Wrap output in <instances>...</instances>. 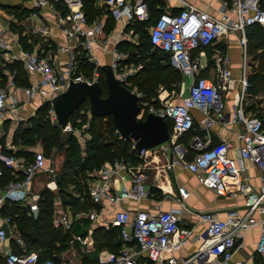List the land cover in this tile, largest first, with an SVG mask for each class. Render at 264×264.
Listing matches in <instances>:
<instances>
[{
	"label": "built area",
	"instance_id": "built-area-1",
	"mask_svg": "<svg viewBox=\"0 0 264 264\" xmlns=\"http://www.w3.org/2000/svg\"><path fill=\"white\" fill-rule=\"evenodd\" d=\"M97 1L105 7L109 18L120 23V29H112L105 34V22L88 18L84 0H32L35 7H45L53 13L56 26L65 38L64 45L57 50L67 55V62L59 70L51 63L50 58L37 53L20 51L11 55V61H20L28 77L37 79L26 88H18L13 77H10L0 87V124L19 119L16 110L20 101L16 98L7 101L13 90L20 89L25 97L37 95L50 103L52 98L67 88L70 81H84L88 84L97 81L100 66L95 57L96 50H111L110 67L114 76L123 84L124 78L121 77L128 74L124 73L122 76L117 70L128 53L119 50L117 45L125 41L136 43L134 28L138 24L150 22V3L149 0ZM152 1L158 14L144 28L148 41L153 49L168 56L174 70L188 75L190 83L187 95L180 96L178 102L162 100L157 106H146L140 102L136 118L144 119L151 113L170 121L172 131L169 141L173 146L178 136L193 128L195 111L201 115L198 125L202 130L207 131L215 123L240 126L242 130L236 133L235 144L226 139L208 145L207 136L206 139L195 136L191 148L196 153L188 160H183L187 150L174 146L176 158H172L164 168L170 169L175 164L181 166L196 177L198 184L204 185L216 195L226 194L227 183L235 184L232 194L240 193L244 196L241 211L229 212L225 217L211 211L193 212L197 224L192 226L182 223L180 208L159 209L153 213L130 212L120 208L109 220L99 219L98 212L94 211L78 213L75 218L69 212H55L52 225L62 232H70L73 220L84 219L104 230H117L121 249L115 253H105L94 264H138L141 257L153 264H246L233 257L241 248L247 231L258 226L260 232L254 243V252L259 264H264V118L245 111L244 102L249 86L245 67L242 68L240 78L234 80L227 53L214 47L221 41L234 38L241 48H245L246 29L254 24L264 28V9L261 6L264 0ZM30 33L41 35L47 34V31L43 27H33ZM109 44L113 46L109 48ZM81 54L93 65L95 77L91 80L77 72L80 62L78 56ZM207 68L216 72L212 78L202 77V70ZM136 70L137 68H133L134 72ZM129 90L139 99L142 97L141 93ZM229 92L232 104L227 115L224 98ZM49 117L61 134L72 133L81 143L85 142L81 133L77 134L69 121L64 126L57 122L52 108L49 110ZM2 135L0 133V137ZM130 141L135 151L134 142ZM52 156L48 157L45 166L42 152L35 151L32 161L28 163L14 154L3 152L0 146V164L9 169L14 177L2 185L3 172L0 169V204L6 200L23 203L29 206L32 211L30 213H38L40 195L33 193L32 181L42 170L53 176L55 161ZM249 167L257 171L259 185L256 188L249 185L245 176ZM120 170H125L130 175L131 186L116 190L112 182ZM141 171L139 167L126 166L123 160H113L86 173L79 181L85 186L92 204L102 203L114 207L127 199L139 200L146 196ZM46 189H55L53 181L46 184ZM176 195L177 203L182 205L189 193L183 185H177ZM10 221L8 216L0 219V245L13 235L20 251L14 253L8 249L4 253L3 264H83L73 249L69 250L68 258L62 257L57 261L43 258L37 251H27L15 231H7L6 225ZM198 227L201 228L200 231ZM74 241L87 244V240L79 235H72L69 244ZM191 241L194 242L195 249L181 254Z\"/></svg>",
	"mask_w": 264,
	"mask_h": 264
},
{
	"label": "crops",
	"instance_id": "crops-1",
	"mask_svg": "<svg viewBox=\"0 0 264 264\" xmlns=\"http://www.w3.org/2000/svg\"><path fill=\"white\" fill-rule=\"evenodd\" d=\"M12 1H15V2H9V0H4V1L2 0L1 3L4 4L5 7L4 8L0 7V58H3V60L7 61L8 63H12L10 59L11 55L18 54V52L20 51L29 52V49H30L29 44L31 43V38H32V37H29V33H30L29 28L24 25V22L29 20V16H28L29 15V0H12ZM31 3L34 5L32 0H31ZM92 6H93L92 8H93L94 14H95L94 17H92V19H96L97 21H100L102 23L105 22V28H104L105 34L108 32L110 33L112 29H115V30L120 29L121 27L120 23L118 21H113L111 18H109L105 7L103 5H100L99 1L95 0ZM40 10L42 11L44 15L42 19L43 20L48 19L47 21L51 23L49 20L51 18L53 19V15L50 12V10L45 7L41 8ZM8 25L12 27L11 30L8 27ZM109 25L111 26V29L108 32H106ZM20 27H22V30H25L23 32V34H25L24 35L25 37L22 40L23 41L22 43H24L27 46L28 50L23 49V46L20 43V39H19V37L21 38V35L19 34ZM53 33L54 34L51 35V37L49 38L52 44H48V49L41 50L37 54L40 56H46L50 58L51 63L55 65L57 69L61 70V68L65 66L68 57L65 53L58 52L57 49L59 46L64 45L65 38L63 37L62 33L59 30H55ZM230 40L232 41L234 40V38H231ZM224 43L225 44H222L223 47L228 44L227 42H224ZM112 46H113L112 44H109L108 47L111 48ZM230 48H233V50ZM30 51H35V50H30ZM223 51L227 53L230 59L231 76L234 80H236L237 78L234 77L233 74L235 72L234 69L237 67V62H238L237 46L236 44H232V43L228 44V49L223 50ZM95 57L100 66L99 68L105 65H110V62L112 60L111 50H108V49L96 50ZM133 68H137L136 71H140L142 68V65L139 64L136 66L135 64ZM77 72L81 73L79 66H78ZM204 72L206 73L205 77L212 78V74L214 70L212 68H209V69L207 68V69L202 70V73ZM183 75L184 74H181V77H183L185 81L183 80V82H181L178 85L179 87L177 88V91H174L175 94L179 92L180 96L187 95L188 82L190 81V77H188V75H185V76ZM26 77L28 80V85L23 86V87L20 86L21 88L28 87L29 85L33 84L35 80L37 79L36 77L34 78L32 76H29V77L26 76ZM91 79H88V80H91ZM165 95H168V92L164 91L162 96H165ZM169 96L172 99V96L171 95ZM256 97H257L256 95L252 96V95L247 94V97L244 102L245 111L247 114H252L251 113L252 112L251 102L255 101ZM15 98L20 101V104L16 110V115L18 116L19 119L13 120L11 123L18 122L19 120L24 119L23 115H26L25 111L29 113L31 111H36L40 106H42V104H44L45 102H48L45 100V98H41L37 95H31L29 97H25L20 91V89L13 90L8 96L7 101H10L12 99L14 100ZM179 98L176 100H172V101L178 102ZM224 101H225V113H227L228 115L231 109V104H232L230 92L225 94ZM193 114L195 116V122H194L193 128L194 127L197 128V132L195 133H192L193 128L190 130L193 135V138L197 136L202 139H206V136H207L208 145H214L226 139L232 141V144H235L236 133L242 130L240 126L233 125V124L229 126H224L222 124L215 123L207 131H205V130H202L201 127L198 125V121L201 119L200 113L195 111L193 112ZM32 115L34 114H29V116L27 117L31 118ZM2 137H0V146L3 152L7 154L16 155L17 150L16 151L13 150L12 148L13 146L7 147L4 144L5 139L6 140L9 139L10 136L8 138L7 137L4 138V143L2 142L3 140L1 141ZM177 138L175 139L174 146H178L182 150L183 149L187 150L188 149L187 146L189 145L190 149L194 150L191 148L193 138L189 141V143L188 142L178 143ZM174 146L172 145L170 141H168L154 148L148 149L142 154H138L135 151V157H137L136 158L137 165L134 166V168L139 167L142 169L141 172L144 175V189L146 191V196L139 200L127 199L118 206L110 207V206H105V204H102V203L101 205L92 204L88 199L91 206L87 207L86 209H80L78 211H75V209L67 205H64L61 202V199L58 195V186H59V182L61 179V174H60L61 171H59V169H56V167H59L56 162H55L56 165H55L53 176L45 170L38 172L34 176L33 181H32V191L33 193L40 195V200H41L42 191L46 189V184L50 181H53V184H55V189L50 191L51 197L53 199V201L51 202L52 203L51 212H53L52 221L56 215L55 212H69V213H72V216L75 218L76 214L78 213L94 211V212H98L100 216L99 219L102 218L103 220H109L113 216V214L120 208L126 209L130 212L147 211L150 213L156 212L159 209L168 210L171 208H180L182 223H185L188 226H192V225L197 224V219L192 214L193 212L211 211V212L217 213L218 216L220 217H225V215L228 214L229 212H233V211L240 212L241 211V208L244 204V196L240 193L235 194V195L232 194L231 191L234 189L235 184L227 183L226 194L216 195L212 190L208 189L204 185L198 184L196 177L192 173L182 168L181 166H178L175 164L170 169H165L164 166L167 163H169L172 158H176L175 156L176 154H174ZM22 149L23 150L21 152H23V155H20V156L17 155V157L24 159L23 158L24 154H29L31 157H33L34 152L39 151V152H42L44 156L43 164L45 166L47 165L48 157L46 156V154L42 151V149L39 146L33 147L31 145L29 147L26 146L25 148H22ZM192 156L188 153V150H187V154L183 157V160H188ZM123 161L126 166H132L131 164H129L128 160H123ZM110 162L112 161H106L104 163H110ZM63 164H64V159L61 163V166H63ZM245 176L248 178V183L251 187H254V188L258 187L259 185L258 174L254 168L249 167V169H247ZM112 185H113V188H115L116 190H120L123 187L129 188L131 186L130 175H128L125 170H120L118 172V175L114 178ZM177 185H183L189 193L187 199H185L182 202V205H179V203H177L176 201ZM75 193L78 194V191H76ZM71 194L74 195V192L71 191ZM40 200L37 203L38 213H36L35 215L30 213L32 211L29 209L28 205H25L23 203L10 202L8 200L3 201V203L0 204V219L5 217V215H1V212H5L1 210V208H3L5 203L13 204L14 206H17L20 209L25 208L24 210L25 212H28V215H32L33 218H37V216L39 215L40 209L43 206L42 204L43 201H40ZM97 227H99V225L93 222H90L88 220H84V219L73 220V225H72L71 231L69 232L70 237L68 238L67 242L62 243V248L63 249L65 248L64 251H67V252H69L70 249L75 248V246L80 247V249L81 247L95 248V244L93 240V230ZM6 229L9 233H13L15 231V233L22 239L24 248L27 250L26 243L24 239L21 237L15 225L10 222L8 225H6ZM198 230L200 231L201 228L198 227ZM259 232L260 231H259L258 226H255L247 231L244 241L242 242L241 248L234 254V257H233L234 260H241V261H244L246 264H259L258 256L254 252V243L258 237ZM72 235H79L80 237L85 238L87 240V244L83 245L77 241H74L72 242L71 246L66 245L71 240ZM58 244L60 245V242ZM8 249H11V251L14 253H19L20 251V248L14 242L13 235H11L10 238L7 239L3 245H0V260H1L0 264H3L4 253L8 251ZM194 249H195L194 242L191 241L187 244V246L180 253L181 254L190 253ZM105 253H107L105 249H101L97 252L98 255H101V254L104 255ZM64 256L68 258L67 255H64ZM64 256L63 254H60V256H56V257L52 255V257H55V261L59 260L60 258ZM138 264H153V263L148 261L144 257H141L138 260Z\"/></svg>",
	"mask_w": 264,
	"mask_h": 264
},
{
	"label": "trees",
	"instance_id": "trees-1",
	"mask_svg": "<svg viewBox=\"0 0 264 264\" xmlns=\"http://www.w3.org/2000/svg\"><path fill=\"white\" fill-rule=\"evenodd\" d=\"M95 0H84V9L88 15L89 19L94 17L93 11V3ZM151 7V20L149 23L138 24L134 28V32L140 36L141 42L138 44L131 43L128 41L120 42L117 45L119 50H123L128 53L127 62L134 61L136 65L141 64V70L136 74L137 78H140L142 74H146L144 78L145 91L144 95L147 98L150 94H152L151 88H148V84L151 80L155 81L156 84H160L162 86V91H166L168 93L177 91L178 85L182 82L180 72L174 70L169 62L168 56L164 53L157 54V50L153 49L148 41L147 32L145 31V26L151 24L155 17H157L158 12L154 9V2L149 0ZM262 9H264V2L262 3ZM0 7L4 8L5 5L0 1ZM14 8V7H13ZM111 26L109 25V30ZM246 37H247V46L249 47V51H258V56L256 59H261L258 70L253 73H247V81L249 86L246 90V93L252 96L257 95L260 90L264 87V28L258 24H254L246 29ZM146 36V39L143 40V36ZM19 39L22 41L24 38ZM20 41V42H21ZM145 41V42H143ZM23 49L28 50L27 46L22 43ZM246 46V47H247ZM151 51V52H150ZM159 52V51H158ZM247 57V54H246ZM79 69L81 72L90 65H92L87 61L84 54L78 56ZM7 67L10 69H15L17 72L15 74L16 82H20L21 85H28L27 75L23 70L22 64L20 61H13L12 63H8ZM98 71L102 72L101 68H98ZM135 75V76H136ZM5 77V75L0 72V78ZM21 77V78H19ZM20 79V80H19ZM19 80V81H18ZM97 81L104 86V81H102L101 76ZM102 81V82H101ZM103 96L106 95V91L103 88ZM142 97L140 98V100ZM86 106V114L82 117L84 120L88 121L89 128L88 134L90 138L85 142L84 145H81L78 142L77 137H75L72 133L65 135V139L63 141V146L65 147L66 152V160L63 164V171L61 173V179L58 186V195L61 199V202L64 205H67L75 211L80 209H86L91 206L88 201L87 192L85 186L79 181L80 178L86 175V173L99 168L104 162L95 161V155H97L100 150H107L109 156H107L104 160L109 161L113 157L119 158L121 157H130L132 155V160L135 161L137 157H135V151L132 149V143L130 140H124L116 133V130L113 126L112 120L110 116L106 117H96L91 116L89 113L88 103L84 102ZM49 107V102H45L42 104L41 109H47ZM73 115V114H72ZM72 115L69 117V122L72 123ZM105 118H107L108 122H105ZM169 125L170 132L172 131V126L170 121L166 120ZM46 120L40 118L36 123L37 130L33 134H28L29 129L23 130V132L17 138L24 141L23 145L31 146L33 144L34 135L42 130L45 127ZM48 124L49 135H52L53 139H58L60 136V129L57 126H54L50 123ZM27 134V135H26ZM27 136V137H25ZM106 136L110 139L114 138L111 142H107L106 145L101 146L99 140L101 137ZM193 138L191 131L182 134L177 138L178 143H189V141ZM61 142V140H60ZM27 146V147H29ZM52 146V145H51ZM49 147V144H47ZM46 148V147H45ZM45 148H43L45 150ZM188 153L192 156L196 153V151L191 150L189 145L187 146ZM82 153L84 156L82 157ZM17 155H23L22 153H17ZM24 160L26 162H31L32 157L29 154H24ZM125 160V159H124ZM77 167V168H76ZM0 169L3 172L1 183L5 185L11 178L12 172L0 164ZM71 191L74 192V195L71 194ZM78 191V194L75 193ZM43 201V206L40 209L39 215L37 218H33L32 215H28V212H25L24 209H20L13 204L5 203L1 215H5L10 217V222L18 227V231L21 237L24 239L27 250L29 251H37L41 254L43 258H52L55 260V257H46L50 251H54L53 243L55 241H60L65 243L70 237L69 232H62L60 229H55L52 225V197L51 192L47 189L42 191L41 200ZM118 240H117V239ZM93 240L95 244V248L99 250L101 249H112L118 248L121 244V241L118 238V231L113 230H104L102 227H97L93 230ZM34 247H38L37 250H32ZM83 264H87V260L83 256Z\"/></svg>",
	"mask_w": 264,
	"mask_h": 264
},
{
	"label": "rangeland",
	"instance_id": "rangeland-1",
	"mask_svg": "<svg viewBox=\"0 0 264 264\" xmlns=\"http://www.w3.org/2000/svg\"><path fill=\"white\" fill-rule=\"evenodd\" d=\"M0 1L2 2V0H0ZM9 2H15V1L9 0ZM40 9L41 8L35 7L31 3V0H29V15H28L29 16V20L25 21L24 25L29 28V31L33 27H43L47 31V34H43L42 33L41 35H39V34L38 35L37 34L33 35V34L29 33V37H32L31 38V43L29 44V48H30L29 52H33V53H38L41 50L48 49V44H52V42L49 40V38L51 37V35L54 34L53 32L55 30H58V28L56 26V23H55V20H54V16H53V19L51 18L49 20L51 22V23H49L47 21L48 19H46V20L42 19V17H44V15H43V13H42V11ZM52 15H53V13H52ZM8 27L11 30L12 27L10 25H8ZM24 31L25 30H22V27H20L19 34L21 35V38L25 37L24 36L25 34H23ZM108 31H109V27L106 30V32H108ZM142 39L145 40L146 36L144 35ZM22 42L23 41H21L20 43L22 44ZM139 42H141V38H140V36L137 35V39H136V43L135 44H138ZM143 42H145V41H143ZM224 42H227L228 44H231V43L232 44H236V46H237L238 62H237V67L234 69L235 72L233 74L234 77L237 78L236 80H238L240 78V76L242 74L243 66L245 67L246 78H247V73L249 75V74L253 73V70L254 71L258 70L259 64L261 62V59H256V56L259 55L258 51H253V50L249 51L250 49L247 46V43H246L247 47L245 46V48H241L239 46V44L236 42V39H234L232 41L231 40L221 41L220 43H218L217 45L214 46L215 49L216 50H226V49H228V44L227 43H226L227 45H225L223 47L222 44H225ZM31 44L33 45V47H32ZM230 49L233 50V48H230ZM30 50H35V51H30ZM208 50H212V49H208ZM242 50H245V52L242 53ZM157 54H161V53L157 51ZM209 54H210V52H209ZM246 54H247V57H246ZM128 56H127V58H128ZM127 58H126L125 61H123L120 64V66H119L120 69L118 68L117 73L122 75V76H123L124 73L129 74L127 76L124 75L125 77H121L122 79L124 78L123 84L125 86L127 85L126 87H128V88L130 87L129 89H132V90H134L136 92L141 93V96H142L141 102L144 105L148 106V105L152 104L154 106H157V105H159L160 101L163 100V102H165V101L171 99L169 95L172 96L171 100H176V99L179 98V96H180L179 92H177V94L172 92V93H168V95L162 96V94L164 92V91H162V86L160 84H156L155 81H153V80H151L150 83L148 84V88H151L152 94H150L146 98L145 95H144V91H145L146 87L143 86L144 85V78L146 77V74H142V76H140V78H137L136 74L139 71H136V72L133 71V67L135 66V63H134V61L132 62V61H129V60L127 62ZM11 62H13V61H11ZM7 64H8L7 61L3 60V58H0V72H2L3 75H5V77L0 78V87H3L10 77H13V82H14L16 87H18V88L23 87L24 85H21L20 82L18 83L15 80V74H16L17 71L15 69L8 68ZM93 69H94L93 66L91 67L90 65H88V68L86 67L81 72L82 76H84L85 79L94 78L95 76H94ZM215 73L216 72L214 71L213 74H212V77L215 75ZM207 75H208V73H207ZM100 76H101V79L103 81V74L98 71V78L97 79H100ZM183 76H185V75H183ZM205 76H206V73L205 72L202 73V77H205ZM19 78H21V77H19ZM181 79H182V82H183V80H184L183 77H181ZM189 83H190V81L188 82V85H189ZM256 96L257 97H256L255 101L251 102V108H252L251 109V111H252L251 113L252 114H256V115L264 118V87L260 90V92ZM41 107L42 106H40L36 111H31L30 113L25 111L26 115H23L24 119H21L18 122L1 123L0 124V133L3 134V137L1 138V141L3 140L2 142L4 143V138H6V137L8 138L10 136L9 139H7L8 141L5 139V143H4L5 146H7V147L13 146L12 147L13 150H15V151L17 150L16 153H18V154L22 153L21 152L23 150L22 148H25L26 146H29V145H23L25 142L20 140V139H18L17 137L20 136V134L23 132V130H26V128L29 129L28 134H31V133L34 134L36 132L35 130H37L36 123L38 122V119L42 118V119L46 120L45 127L42 128V130L38 131L34 135L35 137L33 138L32 146L33 147L39 146L42 149V151L46 154L47 157H51L52 155L55 154L54 156H52V158L54 159V161L59 166V167H56V169H59V171H61L60 172V174H61L62 171H63V167H64V166H61V163H62L63 159L65 161L66 158H67L66 157V152H65V149H64L65 147L63 146V141L65 139L64 136L69 134V133H66V134H61L60 133L61 137L58 136L57 137L58 139L54 140L52 135H49V131L50 130H49L48 124H47V123H50V124L53 125V123H52V121L50 120V117H49V110L51 109V105L49 103V107L47 109H41ZM86 112L87 111H86L85 103H82L73 112V115H72L73 121L71 123L72 128L77 130L76 131L77 134L81 133V138H82V140H85V142L88 141V139L90 138V136L88 134L89 123H88V121L84 120L83 117H82L84 114H86ZM29 114H34V115H32V117L29 118V117H27V116H29ZM104 120H105V122H108L107 118H105ZM195 132H197V128L196 127L193 128V132L192 133H195ZM25 137H27V136H25ZM113 139L114 138L110 139V138H108L106 136H103V137L100 138L99 143H100L101 146H103V145H106L107 142H111ZM60 140H61V142H60ZM77 140H78V138H77ZM78 142H80V140H78ZM85 142H83V143L80 142V143L82 145H84ZM47 144H49V147H47ZM43 148H45V150ZM64 155H65V157H64ZM81 155L83 157L84 153H82ZM107 156H109L108 151L107 150L105 151V150L101 149L100 152L97 155H95V161H97V162H100V161L106 162L107 160H104V159ZM132 158H133L132 155L130 157H121L120 156L119 158L113 157L109 161H113V160H119L120 161V160H124L125 159V160H128L129 164H131L132 166H136L137 162H136V160L133 161ZM56 163H55V165H56ZM11 178H14L13 175H11ZM16 228L18 229V227H16ZM12 231H13V229H12ZM55 242H56L55 244L53 243V248L55 250L54 251H50L47 255L44 254V256L52 257V255H54L56 257V256H60V254H63V256L67 255L69 257L70 253L67 252V251H64L65 248L64 249L62 248V242H60V241H55ZM59 242H60V245L58 244ZM66 245H70V244L67 243ZM33 249L37 250L38 247L37 248L34 247ZM73 249L75 250L76 255L78 256V258L80 260L83 261V256L85 257V260H87V264L97 263L104 256L102 254L101 255L97 254V252H98L97 248H88V247L84 248V247H81V249H80V247L75 246V248H73ZM119 249H121V244H120V246L118 248L116 247V248H112V249H105V251L106 252H110V253H115ZM65 258H67V257H65ZM0 262H1V260H0Z\"/></svg>",
	"mask_w": 264,
	"mask_h": 264
},
{
	"label": "water",
	"instance_id": "water-1",
	"mask_svg": "<svg viewBox=\"0 0 264 264\" xmlns=\"http://www.w3.org/2000/svg\"><path fill=\"white\" fill-rule=\"evenodd\" d=\"M104 86L98 81H70L67 88L50 100L57 122L64 126L69 117L84 102L88 103L91 116H110L113 126L124 140H132L134 149L142 154L148 149L170 140L169 125L160 116L148 113L137 119L140 100L114 76L110 65L101 67ZM103 88L106 95L103 96Z\"/></svg>",
	"mask_w": 264,
	"mask_h": 264
}]
</instances>
